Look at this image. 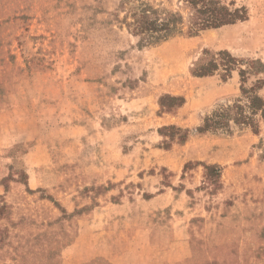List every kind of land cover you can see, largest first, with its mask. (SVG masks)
<instances>
[{
	"label": "rangeland",
	"instance_id": "obj_1",
	"mask_svg": "<svg viewBox=\"0 0 264 264\" xmlns=\"http://www.w3.org/2000/svg\"><path fill=\"white\" fill-rule=\"evenodd\" d=\"M123 1L0 0V264H264V120L197 130L264 79L240 74L264 63V0L147 46ZM221 50L240 62L229 77L193 74ZM165 94L186 102L162 112ZM168 125L187 141L166 149Z\"/></svg>",
	"mask_w": 264,
	"mask_h": 264
},
{
	"label": "trees",
	"instance_id": "obj_2",
	"mask_svg": "<svg viewBox=\"0 0 264 264\" xmlns=\"http://www.w3.org/2000/svg\"><path fill=\"white\" fill-rule=\"evenodd\" d=\"M129 1L124 0L123 3L128 4ZM135 1L137 3L130 6L129 15L125 18V25L131 33L139 37L140 46L154 45L184 33L197 35L202 30L232 25L249 17L247 7L238 5L237 0H183L188 9L186 15L180 11H162L145 0ZM238 63L239 59L230 51L221 50L208 61L197 65L193 74L202 77L224 68L226 79ZM247 65V68H240L243 78L248 70L256 74L264 72V63L259 59L247 62ZM263 85L264 79H258L256 86H242V97L230 105L213 110L197 130L200 133L227 130L231 124H236L259 131L260 121L264 120V97L259 94ZM185 102L186 98L182 95L165 94L160 97L159 105L162 112H172ZM159 132L170 140L165 139L166 149L170 148L169 142L177 140L185 143L189 137V130L177 125L163 126ZM204 167L207 176L221 177V167L218 164H205Z\"/></svg>",
	"mask_w": 264,
	"mask_h": 264
},
{
	"label": "crops",
	"instance_id": "obj_3",
	"mask_svg": "<svg viewBox=\"0 0 264 264\" xmlns=\"http://www.w3.org/2000/svg\"><path fill=\"white\" fill-rule=\"evenodd\" d=\"M126 262V259H123V264Z\"/></svg>",
	"mask_w": 264,
	"mask_h": 264
}]
</instances>
